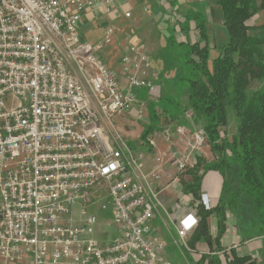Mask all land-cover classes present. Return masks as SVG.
Masks as SVG:
<instances>
[{
  "label": "built area",
  "instance_id": "1",
  "mask_svg": "<svg viewBox=\"0 0 264 264\" xmlns=\"http://www.w3.org/2000/svg\"><path fill=\"white\" fill-rule=\"evenodd\" d=\"M118 4L0 0V264H160L164 244L152 225L159 173L144 171L143 154L115 125L139 102L136 90L159 96L150 61L128 44L118 76L98 55L116 28L107 25L95 44L78 33L84 14L98 7L109 14ZM119 10L130 16L124 1ZM183 128L165 131L166 142L175 135L183 142ZM191 140V150L208 143L203 129ZM144 141L154 146L151 136ZM170 149L179 173L193 166L190 152ZM212 202L207 193L192 206L182 202L186 213L170 217L175 243L187 248L198 207ZM96 206L110 212L118 234L107 243L94 238Z\"/></svg>",
  "mask_w": 264,
  "mask_h": 264
},
{
  "label": "trees",
  "instance_id": "2",
  "mask_svg": "<svg viewBox=\"0 0 264 264\" xmlns=\"http://www.w3.org/2000/svg\"><path fill=\"white\" fill-rule=\"evenodd\" d=\"M214 3L220 9L228 37L221 46L210 43L206 3L197 2L185 10L169 1L174 11L180 13V19L169 20L166 45L161 51L163 64L174 71L176 82L185 83L187 95L182 112L170 113L167 110L170 102L166 108L163 105L165 110L161 112L145 89L136 90L138 99H146L149 104L148 122L141 139L156 129L161 115L183 125L186 112L191 111L190 121L205 131L213 160H196L187 169L191 180L181 182L183 191L199 198L202 178L210 170L220 174L222 185L214 208L198 207L200 221L188 238V246L193 248L198 241L215 244L216 253L203 255L197 264H204L205 260L206 264H264V24H248L264 9V0H214ZM177 23L183 34L193 23L198 41H177L174 35ZM253 82L260 85L252 89ZM231 122L234 131L229 137L224 128ZM211 213L217 218L214 238L207 222ZM227 213L232 215L241 240L261 239L259 259L239 256L234 249L229 258L221 247Z\"/></svg>",
  "mask_w": 264,
  "mask_h": 264
},
{
  "label": "crops",
  "instance_id": "3",
  "mask_svg": "<svg viewBox=\"0 0 264 264\" xmlns=\"http://www.w3.org/2000/svg\"><path fill=\"white\" fill-rule=\"evenodd\" d=\"M123 1L124 0H116V4L121 3ZM169 1H173V2L177 3L181 9L184 8L185 10L187 8H189L194 3H197V2L206 3L208 5V7L205 9V15L207 17L206 29H207V33L209 35V40H210L211 45L221 46L222 44L227 42L228 37H227L225 26L223 25L222 20H221V12H220L219 7L214 3V0H167L168 3H169ZM129 2H127L128 7L130 8V10H132L133 4H132L131 0H129ZM152 2L156 3L157 1L152 0ZM170 14H169V12H168V14L162 13V12L160 13V18H163L164 22H165V26L162 30L164 35H163L162 41L161 40L159 41V43L161 44L159 46L160 47L159 49H161V50L164 49L165 45H166L165 34H166V32H168V29L170 26L169 20L172 18L174 19L175 16L180 17V13H178L177 11H174L173 8H172V12ZM121 17L122 16L120 15L119 8H115L113 10V12L108 14V13H106V11L104 10L103 7H98L95 10H93V12L92 11L87 12L86 14L83 15L82 21L78 25V31L81 33L80 36L83 40H85L91 44H95L103 36V31H104L105 27L107 26V24L114 23V22L116 24H118V23L124 24L125 23V21ZM120 18H121V20H120ZM174 20H178V19H174ZM98 24H100L102 27H99ZM248 24L249 25L250 24L251 25L264 24V9L259 11L258 13H256L248 21ZM85 25L89 26L88 27V30H89L88 34H90V32H92L93 30H95L96 27L102 28V33L100 35V39H96V40L92 39V40H94V42L87 40L86 33L81 31ZM177 26L179 27V25H175V30L177 29ZM181 35H182V39L179 40L176 38L177 41H184L185 39H188L190 42H194V41H198V39H199L198 30H196L194 28L193 23H191V27L188 30V32L186 34L185 33L183 34L181 32ZM115 41H114V43H115ZM121 43H122V51H121L120 58L118 60V62H119L118 65L113 69H112V66H110V65L108 66L109 68L114 70L118 74V76H120V59H121L122 55L124 54L126 46L128 44H136V45L141 46L143 48L144 52L146 53V55L148 54L149 56H151L152 61L154 60L157 63H161V65L163 66V61H161V59H159L160 57L158 55H157L158 56L157 58L152 59V54H150L148 52V49L151 48L152 44L147 45V47H146L145 42H143L141 40L130 41V40H125V39L123 41H121ZM161 73H162V67H161ZM165 93H166V90H165ZM145 105L147 106L146 99H139V102L137 104H135V106L132 108L131 111L126 112L125 114L118 116L116 118L115 125H116L117 129L123 134H125V133L123 132V129H121L120 127H122V125L125 126V131L128 132V135L133 140V141L130 140L132 144L130 142L129 143L133 146V148H134V145H133V143H134L136 145V147H135L136 149L135 148L134 149L137 152H140L143 154L144 171L145 172L154 171V172L159 173V178L153 180V185L159 191V202H160V205L154 211V217L152 220V225H153V228H154L156 235L163 242L164 246L166 244V240L170 239V241L175 246H177L179 248H181V246H182L184 249H186V251L188 252V256H187L188 260L186 261V264H197L203 255H212V254L216 253V251H215L216 246L214 243L211 245H208L204 241H198L195 243L193 248H190L188 246V243H187L190 235L186 238L187 248H185L181 243H175L174 242V239L177 236H176L175 229L173 228V224L170 220V217L172 216L175 219V217L178 218V217L182 216L183 214H185L186 210L188 208V204H186L184 206V205H182V202L184 201V202L188 203L190 201V205L192 206L193 205V199H196V198L193 196V194L185 193L183 191V186L181 183L182 181L191 180L190 179L191 176L188 173L187 169L192 167V166H188L186 170L179 173L174 160L168 155L169 153H167V151L170 148H174V149L178 148L179 150H181V152H184V153L190 152L189 158H190L191 164L195 163L196 160H201V161L203 160V162L204 161H207V162L212 161L213 155L210 151V147H209L208 143H207V145L205 144V146L202 147V150L201 149L191 150L189 148V144L191 145V142H192L191 133L195 130H200V129H196L197 126L194 125L190 121V119L186 120V124L180 125L177 123L176 120H172V121L168 120L164 114L161 116L164 119V121H162L163 119L160 118V121L158 122V124H156V129L150 134V136L154 140V146L147 144L143 139H141V133L144 129L143 125L146 124L147 121L142 120L145 123L142 124V127H140L138 130L133 129L139 125V121L136 120V119H138L136 117L137 111H138L140 106L142 108H144ZM170 109H171L170 107L167 108V110H170ZM146 110H147V108H146ZM168 125H171V127H168ZM177 126H183L184 127L183 128L184 129V136L182 137L183 142H179V139L176 138V135L169 142H166V140L163 137L164 132L165 131H169V132L174 131V129ZM136 129H137V127H136ZM156 130H162L163 134L155 132ZM152 134H153V136H152ZM159 156L161 157L160 162L157 161V157H159ZM221 185H222V178L217 171L210 170L207 173H205V175L202 178L201 187H200L199 192L200 193H207L212 198V200L214 201V202H212L213 203L212 208H214L218 203L220 191H221ZM198 216H199V214H198ZM199 221H200V216H199ZM199 221H198V224H199ZM207 222L209 224V232H210L212 238H214L217 235V218L214 215V213H211L208 216ZM197 226H196V228H197ZM196 228H194V230ZM220 245L226 251L229 258L231 257L230 256L231 255V253H230L231 249H234L235 252L237 253V255H239V256L251 255L256 259H259L258 256H259L260 246H257V245L255 246L254 244L250 243V240H241L240 239L239 235L236 232V228L233 224V217L229 213L226 214V224H225L224 233H223L222 237L220 238ZM163 250H164V248H163ZM217 253H219V252H217ZM222 261H224V260H222ZM169 263H170V261H169ZM174 263H175V261L173 263H170V264H174ZM206 263H207V260L204 261V264H206Z\"/></svg>",
  "mask_w": 264,
  "mask_h": 264
},
{
  "label": "rangeland",
  "instance_id": "4",
  "mask_svg": "<svg viewBox=\"0 0 264 264\" xmlns=\"http://www.w3.org/2000/svg\"><path fill=\"white\" fill-rule=\"evenodd\" d=\"M155 1L157 2L153 3L152 0H131L133 4V9L130 10L131 17L130 16L125 17L124 15H122L121 18H123V20L125 21L124 24H121V23L116 24L115 22H114L115 24L114 23L107 24V25H113L117 31V34L112 39L111 44L106 47H103L98 52L99 57L103 60V62L107 66L110 65L112 66V69H113L118 65L119 63L118 60L120 58L121 51H122L121 41H123L124 39L130 40V41L141 40L145 42L146 47L147 45L152 44L151 48L148 49V52L152 54V59L153 58L155 59L159 56L160 57L159 59L163 61L162 52H161L163 51V49L162 50L159 49L160 48L159 46L161 45L159 41L160 40L162 41V38L164 35L162 30L165 26V22L163 18H160V13L162 12V13L168 14L169 12L170 14L172 12V8L170 4L167 2V0H155ZM124 2L127 3L129 2V0H126V1L124 0ZM120 5H122V2L118 4L117 7L120 8ZM127 7H128V4H127ZM179 18L180 17L175 16L174 19H179ZM176 25H178V23ZM98 26L102 27L100 24H98ZM88 27H89L88 25H85L83 29L81 30L82 32L86 33L87 40L94 42V40L92 39H95V40L100 39L102 28L96 27L95 30H93L92 32H90V34H88L89 32ZM174 32H175L174 34L175 38L179 40L182 39L181 31L178 26ZM78 33L79 35L81 34L79 31ZM166 36H168V32H166L165 37ZM147 56L150 61L151 78L154 80V82L159 87V96L155 98L152 97V99H154L152 100L154 102V105L156 107H159L160 111L163 112L165 110V109H162L163 105H165V108H166L167 103L170 102V105H169L171 108L170 113L182 112V105L184 104L183 99L185 98V95H187V87L185 86V83L181 81L176 82L174 79L173 70L166 69L165 64H163L162 66L161 63H157L154 60L152 61L151 56H149L148 54ZM161 67H162V73H161ZM259 85L260 84H258V82H253L251 85V88L252 89L256 88ZM165 90H166V93H165ZM148 106L149 104L147 106L145 105V109L147 108L148 110ZM147 110H145L146 112L144 111L145 113L144 117H142L141 119H136L139 121V125L138 126L135 125L137 129L136 127L135 128L132 127L133 129L138 130L140 127H142V124L145 123L142 120H146ZM179 116L180 118L182 117L181 115ZM186 118L190 119V117H186ZM162 121H164V119ZM196 126H197L196 129H202L200 126L198 125ZM168 127H171V125H168ZM120 128L123 129V132L125 133V134L122 133V135H124V137L131 143V141L133 140L128 135V132L125 131V126L122 125V127ZM224 129L226 133L228 134V136L230 137L234 131L233 123L231 122V124L228 125ZM155 132L163 134L162 130H156ZM133 145L135 148L136 145L134 143ZM203 146H205V143ZM72 213H73L74 218L78 217L79 208L77 205H75V207L73 208ZM95 214H96L95 216H96L97 222L95 226L94 238L99 243H107L113 240L115 237H117L118 234H117L115 225L113 224L111 220L110 212L106 211L103 213L99 211V206H96ZM250 243L254 244L255 246L256 245L260 246L261 239L260 240L258 238L252 239L250 240ZM187 256H188V252L186 251V249H184L182 246L181 248L175 246L170 241V239H167L166 244L164 246V250L160 253V264H163L166 262L169 263V261L170 263H173L175 261L174 264H186V261L188 260ZM258 257L260 258V255Z\"/></svg>",
  "mask_w": 264,
  "mask_h": 264
}]
</instances>
